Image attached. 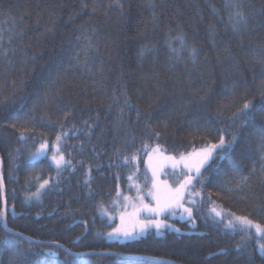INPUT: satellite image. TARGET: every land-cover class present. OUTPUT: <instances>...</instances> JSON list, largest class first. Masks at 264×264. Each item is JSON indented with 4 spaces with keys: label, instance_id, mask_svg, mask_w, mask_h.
<instances>
[{
    "label": "trees",
    "instance_id": "16d2710c",
    "mask_svg": "<svg viewBox=\"0 0 264 264\" xmlns=\"http://www.w3.org/2000/svg\"><path fill=\"white\" fill-rule=\"evenodd\" d=\"M112 2L0 0V158L12 229L0 219V264L17 248L29 250L15 256L18 264H264L255 230L249 239L211 211L264 225V171L259 137L248 136L251 123L223 159L201 170L203 182L193 181L194 230L166 214L161 219L183 232L107 236L121 224L124 197L137 202L141 187L147 190L151 148L159 144L164 155L179 157L220 135L229 140L239 127L233 113L247 100L261 101L264 59L256 53L264 48V0H239L248 23L238 32L229 0H120L122 9L108 7ZM177 35L197 49L195 61L188 50L170 59L167 41ZM171 47L180 45L173 40ZM62 132L60 150L71 165L58 170L52 156ZM45 142L46 155L30 158ZM132 155L137 159L125 164ZM44 180L40 198L26 199Z\"/></svg>",
    "mask_w": 264,
    "mask_h": 264
},
{
    "label": "snow or ice",
    "instance_id": "6c2138e0",
    "mask_svg": "<svg viewBox=\"0 0 264 264\" xmlns=\"http://www.w3.org/2000/svg\"><path fill=\"white\" fill-rule=\"evenodd\" d=\"M115 6L117 8L122 9L123 4L120 2V0H113L111 4L108 5V7ZM227 6H230L233 11L231 15L229 16V21L231 22L232 29L234 32H238L241 28V26H246L248 23V19L245 15V13L242 11V6L239 3V0H229V4ZM84 9L88 8V4L84 3L82 5ZM93 11H95V8H93ZM22 19V17H21ZM13 23L15 24L16 21L13 20ZM175 40L179 43V48H173L171 47V44ZM3 41V36L0 35V42ZM9 42H11V38L9 39ZM169 44L170 49V59L172 57H175L179 59L182 55V53L185 50H188L190 57L195 61V57L198 54L197 49L195 47H190L187 45L185 38L183 35H177L173 37L172 40L167 41ZM143 55V51L140 53ZM4 55H7V50H5ZM256 55L260 56L262 59H264V48H262ZM229 59H234L233 57L229 56ZM84 67L87 69V61H85ZM88 71H91L90 69H87ZM261 92V101L259 103H253L251 100H247L243 103L242 107L239 108L236 112L233 113L232 116V124L235 126L239 123V127L235 128L234 132L231 133V139L226 140L224 135H220L218 138L217 143H207L202 145L201 147L197 148L195 146L192 147V150L187 153H181L179 157L173 156V155H164L161 151V147L159 144H157L154 148H151V151L148 152L149 160L152 159V153H158L160 154L163 163H161L158 167H152L151 164H149V167L152 171V187L157 190V192L160 191V186L163 184L164 188V194L163 196L160 195H153V199L156 201L155 206H151L149 204L143 203V197H139L140 199V206L135 208V211L133 213H125L120 216L121 224L120 226L113 228L111 232L107 233V236L109 238H123V239H135L137 236H140L144 234L148 229L155 228L158 233L161 232L162 229L170 227L166 223L165 220L159 219L158 217L164 215L165 213H171L172 215H184L187 214L189 219H192V208L191 207H185L184 201L186 199L185 194L187 193L188 198L190 199V202L192 204L196 203V200L193 199V197L198 196L199 192L193 191L194 180H198L200 183L203 182L202 177V169L205 168V166L208 164V162L211 159H223L224 156L230 152L236 143L239 142V140L243 137V129L249 128V124L251 123V130L248 132L249 138L258 135L259 137V151H260V160L262 164V171H264V116H261L262 123L256 124L255 123V117L257 113L264 112V86L260 89ZM113 102H118L119 97L113 95ZM129 97H127L126 94H124V102L125 105L129 102ZM12 103H15V101H12ZM23 100H21L20 104L18 105L19 108H23ZM111 107V105H109ZM137 115L139 117L140 113L137 111ZM13 128L16 127L15 124L12 125ZM67 135V133L62 132L56 136V144L54 145L56 152L52 156V160L55 162L57 169L59 170L62 166L65 165H71L70 160H66L63 152L60 150V141L63 139V137ZM156 137L160 136L159 132L155 133ZM26 137L24 136V133L21 132L20 139L23 140ZM48 147L47 143H42L40 145V148L37 150V152L30 153V158L34 159L36 158L40 153H42L46 148ZM144 150L147 152L149 146L145 144L143 146ZM214 153L216 154L214 156ZM137 157L135 155H132L131 157L125 156L123 157V160L125 164L130 163L132 161H135ZM3 160L0 158V165H2ZM170 166L172 169H179V172H173V175L176 176V187H171L168 185L167 181H160L159 175L161 173L167 175L168 173L164 172L165 167ZM254 171V169H253ZM180 177H183V179H180ZM132 177L129 176V180H131ZM90 181H85V183H89ZM243 182L246 184L248 182V177H243ZM49 184L48 180H44L43 183L39 185L37 188V191L34 193H31L29 196L26 197V199H32L33 197L36 199L40 198L41 191L45 189V187ZM239 187V185H238ZM4 188V182H3V175L0 173V193H2ZM139 192V188H138ZM91 194V193H90ZM152 195V193H149ZM117 197L120 196V191L117 189L116 193ZM125 201H129V197H124ZM113 203H116V201H113ZM178 210H182L178 213ZM211 211L215 214V216L220 217L221 221H223L225 218L227 219V228L240 231H244L249 234V239L251 238L252 229L255 230V236H256V242L258 249L261 253H264V225H261L259 223H254L253 220L249 219L247 216H237L235 213H228L227 216H225L224 213L221 211H217L215 207L211 209ZM141 212L147 213V218L141 220L139 218V215ZM8 210L7 207H0V219H4L7 216ZM125 215H128L131 219V223H126ZM194 222V221H193ZM5 227L7 228V224L5 223ZM8 231H12V229H8ZM176 231H179V229H176ZM17 236H23V233H17ZM27 239H31V237H28ZM58 243V242H53ZM60 247H63V245H60ZM242 244H237V249H242ZM29 250H20L17 248L16 252L13 255V258L10 259L9 264H18V262L15 259V256H23L25 252ZM68 251H71V249H68ZM31 264H37V262H31ZM164 264H175L174 261L168 260L164 261ZM251 264V262H250Z\"/></svg>",
    "mask_w": 264,
    "mask_h": 264
},
{
    "label": "rangeland",
    "instance_id": "374dc122",
    "mask_svg": "<svg viewBox=\"0 0 264 264\" xmlns=\"http://www.w3.org/2000/svg\"><path fill=\"white\" fill-rule=\"evenodd\" d=\"M46 149L42 153H40L36 158H34V160H39V159L43 158L46 155ZM214 155H215V153H214ZM161 163H163V160H162L160 154H157V155L155 154V155L152 156L151 160H149V159L147 160V162H146V170L148 172V181H147V185L146 186L148 188L144 192V190H142L143 187H141L142 194L137 196V199H138L137 202L128 203V201L127 202L125 201L124 205L123 204L120 205L119 208H118V213H117L119 217L122 214H125V213H133L135 211V208L133 207V205H135L136 207L140 206L139 197H143V203L144 204H149V205L154 207L155 204H156V201L153 199V195L163 196V194H164L163 184H161L159 192H157V190L152 187V171H151V168L149 167V164H151L152 167H158ZM164 172H166L168 174L165 175V174L161 173L159 175V180L160 181H167L169 186H171L173 188L176 187V183H175L176 176L173 175V172H177L178 173L179 169H172L170 166H168V167H165ZM180 179H183V177H180ZM193 191H194V189H193ZM150 192L152 193V195L149 194ZM185 196H186V199L183 202L184 206L185 207H191L192 208V213H193L195 211L194 209H195L196 203L192 204L190 202V199L188 198L187 193L185 194ZM193 199H195L196 202H197V196L193 197ZM180 211H182V210H178V213ZM166 214H168V216H170L172 220H175L178 216H180L181 220H184L183 222L186 223V227L189 228L190 230H194V226L195 225L190 223V222H188L187 214H184V215H180V214L172 215L171 213H165L164 215H162V216H160L158 218L161 219ZM139 218L141 220L147 218V213L141 212L140 215H139ZM125 220H126V223H129V224L131 223V219H130V217L128 215H125ZM176 229H178V228L174 227L173 224H170V227L162 229L161 231L169 230V231L176 232V233L183 232L181 230L176 231ZM184 232H187V231H184Z\"/></svg>",
    "mask_w": 264,
    "mask_h": 264
},
{
    "label": "water",
    "instance_id": "95a60500",
    "mask_svg": "<svg viewBox=\"0 0 264 264\" xmlns=\"http://www.w3.org/2000/svg\"><path fill=\"white\" fill-rule=\"evenodd\" d=\"M1 170H2V165H0V173H1ZM1 199H2V205H3V207H5L6 205H5V197H4V188H3V191H2V193H1ZM7 217V216H6ZM6 217L4 218V219H2V226H3V228H4V230H6L7 231V228L5 227V223H6ZM10 233H12V232H10ZM12 234H15V233H12ZM16 235V234H15ZM22 238H24V237H22ZM24 239H26V238H24ZM26 240H28V239H26ZM32 243H36V242H34V241H31ZM53 247H55V248H57V249H59V250H61L62 252H64V253H67V250L65 249V248H63V247H60L59 245H52ZM51 251L49 252V251H47L46 252V255H51ZM53 254V253H52ZM96 253H89V254H86L87 256H93V255H95ZM97 255V254H96ZM54 258H57L58 257V255L57 254H54V255H52ZM115 257H117V258H122V259H135V260H149V259H147V258H138V257H129V258H127V257H125V256H121V255H115ZM150 261H155V260H150ZM161 263H164V262H161Z\"/></svg>",
    "mask_w": 264,
    "mask_h": 264
},
{
    "label": "bare ground",
    "instance_id": "6f19581e",
    "mask_svg": "<svg viewBox=\"0 0 264 264\" xmlns=\"http://www.w3.org/2000/svg\"><path fill=\"white\" fill-rule=\"evenodd\" d=\"M8 230V229H7Z\"/></svg>",
    "mask_w": 264,
    "mask_h": 264
}]
</instances>
